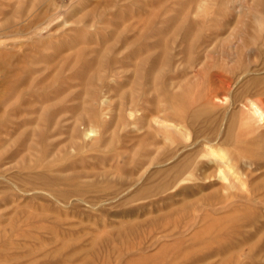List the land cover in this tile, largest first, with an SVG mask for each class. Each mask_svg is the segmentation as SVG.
Returning a JSON list of instances; mask_svg holds the SVG:
<instances>
[{
  "label": "rangeland",
  "instance_id": "374dc122",
  "mask_svg": "<svg viewBox=\"0 0 264 264\" xmlns=\"http://www.w3.org/2000/svg\"><path fill=\"white\" fill-rule=\"evenodd\" d=\"M0 7L3 264H264V124L249 103L264 100V0ZM215 74L231 81L219 98ZM200 106L237 114L228 144L210 133L191 145L206 125ZM199 146L198 173L145 188L160 179L149 172ZM170 148L179 152L159 163ZM25 167L67 178L56 186L66 198Z\"/></svg>",
  "mask_w": 264,
  "mask_h": 264
},
{
  "label": "bare ground",
  "instance_id": "6f19581e",
  "mask_svg": "<svg viewBox=\"0 0 264 264\" xmlns=\"http://www.w3.org/2000/svg\"><path fill=\"white\" fill-rule=\"evenodd\" d=\"M1 8V7H0ZM246 10V9H245ZM215 76L217 77H215V80H217V81H219L218 82V85H219V88H216L215 86H213V88H211L210 89V91H209V94L212 96L213 95V98H214V96H216L217 97V94H218V91H219V89L220 90H222V91H224V93L225 92H229L230 91V86H231V81H229V80H226V79H224V78H222L221 77V75L219 76L218 74H215ZM230 79V78H229ZM257 79L258 78H256V79H251V81L253 82H255V80L257 81ZM184 80H182V82H183ZM249 81V80H248ZM176 83V82H175ZM249 83V82H248ZM248 83H247V85H248ZM171 85V84H170ZM174 85V84H173ZM172 85V86H173ZM185 85V84H184ZM246 85V86H247ZM179 86V85H178ZM245 86V87H246ZM181 88V87H180ZM162 90V89H161ZM182 90V89H181ZM208 90V89H207ZM250 90V89H249ZM245 91V90H244ZM163 92V91H162ZM174 92V91H173ZM250 92V91H249ZM161 93V92H160ZM206 93V92H205ZM175 94V93H174ZM163 95V94H162ZM206 95V94H205ZM208 95V94H207ZM206 95V96H207ZM210 97V96H209ZM216 97H215V99H216ZM202 98V97H201ZM207 98V97H206ZM217 98H219V96L217 97ZM234 99V98H233ZM204 100H205V97H204ZM208 100V99H207ZM261 100V101H260ZM260 100H257L259 103L261 102V103H264V100H262V99H260ZM202 101V100H201ZM211 101V100H210ZM214 101V100H213ZM216 101V100H215ZM255 102V101H251V102H249L250 104H251V108H252V110H253V112L254 113H257V115H258V117L260 118V121H261V124H260V126L262 125V124H264V108H261V107H264V105L262 106L261 105V107L258 105V102ZM209 102V101H208ZM232 102H234V101H232ZM202 103V102H201ZM210 103V102H209ZM213 103V102H212ZM191 105V104H190ZM202 105H204V103L202 104ZM213 106L215 105V104H212ZM220 106H222V105H220ZM242 106V105H241ZM200 107H202V106H200ZM204 110H207L208 109V111L207 112H205L204 111V113H207L206 114V118L205 119H203L204 121V123L206 124H204L205 126L202 128V127H200L199 126V129H194V136H193V138H194V140H192V143H191V145H194V146H196V145H198V143L200 142V140L203 138L206 142H210L211 140H209V137L208 136H211V134L210 133H216L217 135H219L220 133L221 134H223V136H224V141H225V144H228V138H233L234 136H233V134H234V130L236 129V124L238 123L237 121H236V119H235V112H232V113H230L229 115H227L226 114V111L223 113V114H220V112H218V114L215 116H213L211 113H213V110H214V107H206L205 106V108H207V109H205L204 108V106L202 107ZM201 108V109H202ZM189 109V108H188ZM193 109V108H192ZM196 110H197V108H195ZM228 109V108H227ZM195 110V112H197V114H194L195 112H193L191 115H192V117L194 116V119H193V121L194 120H196V119H198V118H201V113H199V111L197 110L196 111ZM246 110H247V108H246ZM249 110V109H248ZM215 111V110H214ZM222 112V111H221ZM248 112V111H247ZM253 112H252V115H253ZM17 113V112H16ZM199 113V114H198ZM235 113V114H234ZM240 113V112H239ZM248 114V113H247ZM237 115V114H236ZM249 115H251V114H249ZM191 117V116H190ZM192 117H191V119H192ZM253 117V116H252ZM251 117H249L248 119H250ZM199 120V119H198ZM251 120V119H250ZM200 121V120H199ZM93 122V121H92ZM237 122V123H236ZM247 122V121H246ZM189 123V122H188ZM197 123V122H196ZM201 122H199L198 123V125L200 124ZM197 124H195V126H196ZM254 126H255V124H254ZM258 127V126H257ZM190 128H194L193 126H191ZM243 128V127H242ZM85 129V128H84ZM86 129H87V127H86ZM93 128H89L88 129V132L90 133V135H91V130H92ZM248 129L249 128H245L244 130L245 131H248ZM255 129V128H254ZM239 130V129H238ZM251 130V129H250ZM86 131V130H85ZM253 131V130H252ZM237 132V131H236ZM86 133H87V131H86ZM85 135V134H84ZM89 136V135H88ZM202 137V138H201ZM112 138H113V136H112ZM201 138V139H200ZM257 139H259V138H257ZM98 140V139H97ZM203 141V140H202ZM204 141V142H205ZM223 141V142H224ZM227 141V142H226ZM230 141V140H229ZM235 141V140H234ZM214 143V142H213ZM196 144V145H195ZM95 145V144H94ZM93 145V146H94ZM231 145V144H230ZM93 146H91V147H93ZM190 146V145H189ZM207 146V145H206ZM179 147V146H178ZM192 147V146H191ZM210 148V147H209ZM180 150V149H179ZM185 150V149H184ZM178 150L175 148V149H173V148H170V149H166L164 152H163V155H162V158L160 159V158H158V159H160L158 162L160 163V162H164V161H166V160H170V159H174V157L176 156V152H177ZM187 151V150H186ZM208 151H210V150H208ZM120 152V151H119ZM179 152V151H178ZM181 152V151H180ZM203 152H204V150L199 146L198 148H196V149H189L184 155H182L183 157L181 158V159H176L177 161L175 162V163H173V164H171V166H169V167H167L166 169H157V170H154V171H151V172H149L150 174H149V176L148 175H146V176H148V178H150V179H152V177L153 178H156V177H159L160 179L158 180V182H156L155 184H153V182H152V184L153 185H148V186H146L145 188L146 189H149V187H151L150 189L152 190V189H154V190H156V191H163L165 188H167L168 186H172V185H175V183L178 181V180H180V179H183V178H186V175H190V173H194V171L196 172V170H197V173L199 172L198 171V168H200L201 166L203 167V160L201 161V157L200 158H198V156L199 155H201V154H203ZM211 153H215V149L214 150H211L210 151ZM182 153V152H181ZM206 153V152H205ZM161 154V153H160ZM263 154V153H262ZM121 155H122V153H121ZM152 155V154H151ZM150 155V156H151ZM181 155V154H180ZM205 155H207V154H205ZM159 156V155H158ZM157 156V157H158ZM177 156H179L178 154H177ZM115 157V156H114ZM117 157V156H116ZM155 156H153V158H154ZM153 158H151V159H149L148 160V164H151L152 162H153ZM200 159V160H199ZM224 163V162H223ZM147 164V163H146ZM227 166V165H226ZM24 167V166H23ZM211 167V166H210ZM210 167H208V168H210ZM25 169H26V171H28L29 172V177H33V178H35L34 179V181H35V183L36 182H38V181H40V182H42V185L44 186V188L46 189V190H49L50 192H52V193H54V194H56V196L55 197H57V195H59V196H63L64 194H65V191L66 192H68L66 189H60V190H58L59 189V187H56L57 185H60V184H65V183H63L64 182V180H66L67 178H65V179H63V178H60V177H58L57 176V178L56 179H54V180H52V179H50V178H48L46 175H44V174H41V173H37L38 175H33V174H31L30 172V170H32V167H25ZM207 169V168H206ZM42 170V169H41ZM49 170V169H48ZM200 170V169H199ZM222 170V169H221ZM206 171V170H205ZM5 172V171H4ZM232 172H234V170L232 171ZM34 173V172H33ZM47 173V172H46ZM45 173V174H46ZM99 173V172H98ZM28 174V173H27ZM97 174V173H96ZM96 174H94V175H96ZM191 174V175H192ZM206 174V173H205ZM2 175V174H1ZM90 175V174H89ZM88 175V176H89ZM122 175V174H121ZM195 175V174H194ZM193 175V176H194ZM237 175V174H236ZM15 177H16V175H14ZM52 176V175H51ZM50 176V177H51ZM61 176V175H60ZM113 176V175H112ZM161 176V177H160ZM75 177V176H74ZM71 177H69V179H70ZM97 178V177H96ZM114 178H115V176H114ZM190 178V177H189ZM1 179H2V177H1ZM39 179V180H38ZM73 179V177L70 179V180H72ZM76 179H77V177H76ZM76 179H74V180H76ZM69 180V181H70ZM114 180V179H113ZM31 181H32V179L31 180H29V182H30V184H31ZM124 181V180H123ZM141 181V180H140ZM65 182H67L68 183V185H69V182H68V180L67 181H65ZM96 182V181H95ZM126 182V181H125ZM150 182V181H149ZM72 183H74V181L72 182ZM105 185H107V182L105 181ZM126 183H128V185H129V182H126ZM131 183H132V181H131ZM178 183V182H177ZM216 183V182H215ZM27 184V183H26ZM32 184H34V183H32ZM39 184V183H38ZM37 184V185H38ZM89 184H91V183H89ZM92 184H95L94 182L92 183ZM92 184H91V186H92ZM76 185H79V183L78 184H76ZM76 185H74V184H72V186L71 185H69V189L71 188V190L73 191L74 189H76L74 186H76ZM97 185V184H96ZM122 185V184H121ZM127 185V184H126ZM128 185H127V187H128ZM243 185V184H242ZM1 186V185H0ZM32 186V185H31ZM35 186V185H34ZM43 186H42V188H43ZM65 186V185H64ZM63 186V187H64ZM81 186V185H80ZM78 187V188H81V187ZM90 186V185H89ZM90 186V187H91ZM101 186V185H100ZM111 186V185H110ZM123 186V185H122ZM125 186V185H124ZM84 187H85V189H84ZM84 187H83V189H84V191L86 190V185L84 184ZM89 187V188H90ZM98 187V186H97ZM142 187H144V186H142ZM141 187V188H142ZM175 187V186H174ZM5 188V187H4ZM15 188H17V187H15ZM92 188V187H91ZM93 188H95V187H93ZM98 188H101V187H98ZM121 188V187H120ZM124 188H126V187H124ZM144 188V189H145ZM145 189V190H146ZM202 189V188H201ZM78 190V189H77ZM102 190V189H101ZM124 190V189H123ZM4 191H6V190H4ZM39 191V190H38ZM76 190H74L73 192H75ZM80 191H81V189H80ZM80 191H77L80 195H81V193H82V191H81V193H80ZM127 191V190H126ZM86 192V191H85ZM142 192V191H141ZM144 192V191H143ZM145 192H147V191H145ZM181 192V191H180ZM70 193V192H69ZM69 193H68V195H69ZM78 193H76V194H78ZM26 194V193H25ZM71 194V193H70ZM73 194H75V193H73ZM158 194V193H157ZM202 194V193H201ZM85 195V194H84ZM136 195V194H135ZM65 196H67V193L63 196V197H65ZM8 197V196H7ZM81 197V196H80ZM58 198V197H57ZM66 198V197H65ZM79 199H81V198H79ZM85 200V199H84ZM95 200V199H94ZM57 201V200H56ZM13 202H15V201H13ZM79 202H81V200L79 201ZM85 202V201H84ZM206 202V201H205ZM211 202V201H210ZM85 204H86V202H85ZM94 204V203H93ZM11 205H12V202H11ZM92 205V204H91ZM150 205V204H149ZM47 216V215H46ZM41 217H42V215H41ZM46 219V218H45ZM123 224V223H122ZM50 234H51V232H50ZM5 233L4 232H1L0 231V256L1 257H11L10 256V254L9 253H7V252H10V251H4V249L2 248L4 245H5V243H6V240H5ZM55 237V236H54ZM63 243V242H62ZM6 244H8V243H6ZM13 246V245H12ZM10 248V247H9ZM13 248V247H12ZM93 250V249H92ZM91 252V251H90ZM89 252V253H90ZM16 254V253H15ZM20 254V253H19ZM21 255V254H20ZM22 256V255H21ZM20 256V257H21ZM12 258H14L15 259V257L13 256ZM12 258H11V260H12ZM4 260V261H3ZM11 260H6L7 262H10ZM16 260V259H15ZM14 260V261H15ZM0 262H2L1 264H3V263H5V259H2V261H0ZM12 263V262H11ZM15 263H16V261H15ZM8 264V263H7ZM10 264V263H9ZM18 264V263H17Z\"/></svg>",
  "mask_w": 264,
  "mask_h": 264
}]
</instances>
